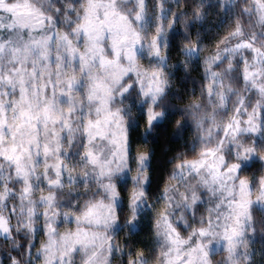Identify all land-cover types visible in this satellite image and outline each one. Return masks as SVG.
<instances>
[{
    "label": "clouds",
    "instance_id": "clouds-1",
    "mask_svg": "<svg viewBox=\"0 0 264 264\" xmlns=\"http://www.w3.org/2000/svg\"><path fill=\"white\" fill-rule=\"evenodd\" d=\"M0 264H264V0H0Z\"/></svg>",
    "mask_w": 264,
    "mask_h": 264
}]
</instances>
